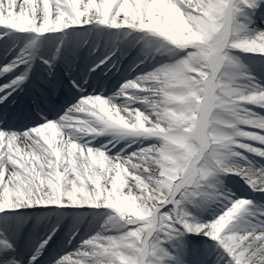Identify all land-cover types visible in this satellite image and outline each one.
<instances>
[{
    "label": "snow or ice",
    "instance_id": "6c2138e0",
    "mask_svg": "<svg viewBox=\"0 0 264 264\" xmlns=\"http://www.w3.org/2000/svg\"><path fill=\"white\" fill-rule=\"evenodd\" d=\"M0 264H264V0H0Z\"/></svg>",
    "mask_w": 264,
    "mask_h": 264
}]
</instances>
